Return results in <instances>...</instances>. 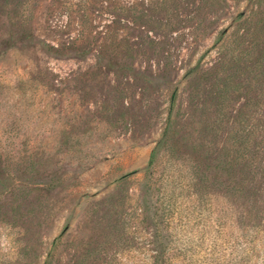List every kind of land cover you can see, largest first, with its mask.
<instances>
[{
    "label": "rangeland",
    "instance_id": "obj_1",
    "mask_svg": "<svg viewBox=\"0 0 264 264\" xmlns=\"http://www.w3.org/2000/svg\"><path fill=\"white\" fill-rule=\"evenodd\" d=\"M252 8L0 0V264H264V43L218 42Z\"/></svg>",
    "mask_w": 264,
    "mask_h": 264
},
{
    "label": "trees",
    "instance_id": "obj_2",
    "mask_svg": "<svg viewBox=\"0 0 264 264\" xmlns=\"http://www.w3.org/2000/svg\"><path fill=\"white\" fill-rule=\"evenodd\" d=\"M253 2L255 8H252L249 13H241L237 18V26L242 27L241 33L240 30L232 33L229 40L224 43L222 39L218 40V42H221L220 48L222 50V54H224V56L226 57H230L228 59L226 67L230 64H238L243 59L244 61H248L250 56V47L252 45H256L259 42L264 43V0H253ZM50 50H54L58 53V50L52 47ZM195 71L196 70H193L192 73H194ZM216 94H218L216 105H219L222 103L224 96H226V92L220 91ZM175 97L176 94H174L172 97L173 101H175ZM166 138L167 135H165L164 138L154 148V150L152 151L150 162L144 169L145 179L151 183H154L156 181L155 159L161 149L166 145ZM195 172L196 170H194V173ZM192 179V181H194L195 176ZM195 184H197V182H195Z\"/></svg>",
    "mask_w": 264,
    "mask_h": 264
}]
</instances>
